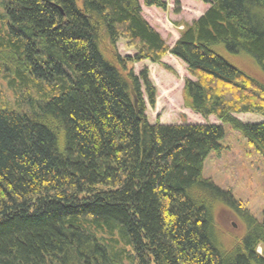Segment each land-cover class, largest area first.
<instances>
[{
	"label": "trees",
	"instance_id": "16d2710c",
	"mask_svg": "<svg viewBox=\"0 0 264 264\" xmlns=\"http://www.w3.org/2000/svg\"><path fill=\"white\" fill-rule=\"evenodd\" d=\"M196 1L170 47L141 0H0V264H264V221L203 176L224 125L264 156V121L235 116L264 118V77L238 59L264 73V0ZM168 54L185 106L221 125L149 123L156 89L134 65Z\"/></svg>",
	"mask_w": 264,
	"mask_h": 264
},
{
	"label": "rangeland",
	"instance_id": "374dc122",
	"mask_svg": "<svg viewBox=\"0 0 264 264\" xmlns=\"http://www.w3.org/2000/svg\"><path fill=\"white\" fill-rule=\"evenodd\" d=\"M163 1L167 3L165 9L147 7L141 0L143 16L160 33L167 44L173 47L185 26L204 14L209 5L196 0ZM118 48L123 56L134 54L133 50L126 47L124 41L118 44ZM238 59L249 66L254 75L259 78L264 77V73L260 71L258 65H255L251 56H240ZM230 61L241 67L237 59H230ZM145 69L148 70L149 79L156 89L154 106H151L145 96L149 123L163 125L222 124L215 116L204 118L185 106L183 88L186 79L190 77L183 61L168 54L162 58L161 64L142 61L134 65L136 74ZM235 116L247 123L264 121V118L257 114L248 113ZM223 127L226 136L221 141L222 149L220 152H212L205 160L203 176L211 179L221 188L230 189L234 197L242 201L249 211L260 222H263L264 156L255 150H250L251 155H247L249 149L245 147L242 135L234 131L230 125ZM232 212L236 211L232 209ZM232 212L220 210L217 215L219 227L225 233L241 235L245 231V225ZM258 251L262 252V248L260 247Z\"/></svg>",
	"mask_w": 264,
	"mask_h": 264
},
{
	"label": "crops",
	"instance_id": "0c3cea01",
	"mask_svg": "<svg viewBox=\"0 0 264 264\" xmlns=\"http://www.w3.org/2000/svg\"><path fill=\"white\" fill-rule=\"evenodd\" d=\"M199 18V17H198Z\"/></svg>",
	"mask_w": 264,
	"mask_h": 264
}]
</instances>
